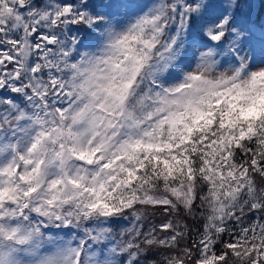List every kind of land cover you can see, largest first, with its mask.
I'll list each match as a JSON object with an SVG mask.
<instances>
[{
	"label": "snow or ice",
	"instance_id": "6c2138e0",
	"mask_svg": "<svg viewBox=\"0 0 264 264\" xmlns=\"http://www.w3.org/2000/svg\"><path fill=\"white\" fill-rule=\"evenodd\" d=\"M0 264H264V0H0Z\"/></svg>",
	"mask_w": 264,
	"mask_h": 264
}]
</instances>
